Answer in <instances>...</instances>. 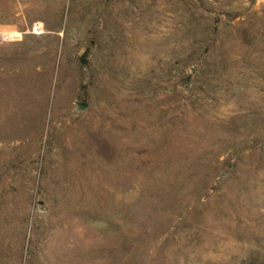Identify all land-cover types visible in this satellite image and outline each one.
Instances as JSON below:
<instances>
[{"label": "rangeland", "instance_id": "obj_1", "mask_svg": "<svg viewBox=\"0 0 264 264\" xmlns=\"http://www.w3.org/2000/svg\"><path fill=\"white\" fill-rule=\"evenodd\" d=\"M0 264H264V0H0Z\"/></svg>", "mask_w": 264, "mask_h": 264}]
</instances>
